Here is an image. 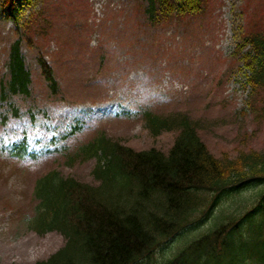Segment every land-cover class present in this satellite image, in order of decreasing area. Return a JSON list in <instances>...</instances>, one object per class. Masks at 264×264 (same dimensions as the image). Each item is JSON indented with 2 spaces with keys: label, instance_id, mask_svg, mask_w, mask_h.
<instances>
[{
  "label": "rangeland",
  "instance_id": "1",
  "mask_svg": "<svg viewBox=\"0 0 264 264\" xmlns=\"http://www.w3.org/2000/svg\"><path fill=\"white\" fill-rule=\"evenodd\" d=\"M139 2L14 0L15 14L22 10L17 27L0 0V75L16 29L33 73L30 96L0 99V264H35L65 245L59 231L41 235L31 227L35 184L57 170L101 187L97 159H85L81 146L105 134L137 151H169L176 130L153 136L147 111L171 120L187 115L218 158L264 151V87L253 89L237 53L248 30L264 23V0H208L194 19L155 25L144 21ZM39 54L54 66L64 99L51 95ZM260 189L244 188L241 197L255 198ZM193 237H178L150 264H165Z\"/></svg>",
  "mask_w": 264,
  "mask_h": 264
},
{
  "label": "trees",
  "instance_id": "2",
  "mask_svg": "<svg viewBox=\"0 0 264 264\" xmlns=\"http://www.w3.org/2000/svg\"><path fill=\"white\" fill-rule=\"evenodd\" d=\"M208 0H140L138 11L150 25L196 18ZM6 18L17 26L14 0H4ZM173 24V25H174ZM260 24V23H259ZM19 37L9 53L8 72L0 78V97L29 95L32 71ZM237 53L251 72L253 89L264 87V23L249 29ZM51 93L60 86L53 66L38 57ZM153 135L178 129L168 153L135 151L99 136L80 151L97 156L98 189L53 171L39 179L35 228L58 230L65 245L36 264H149L182 232H193L165 264H264V151L241 152L236 158L212 154L186 116L174 121L146 113ZM101 161L104 163L102 164ZM261 189L243 198L246 186ZM107 191L114 192L111 197ZM120 201L134 196V203ZM242 203L237 208L233 204ZM219 209V212L216 209ZM165 248V249H164Z\"/></svg>",
  "mask_w": 264,
  "mask_h": 264
}]
</instances>
